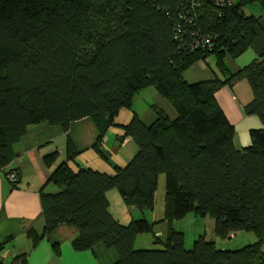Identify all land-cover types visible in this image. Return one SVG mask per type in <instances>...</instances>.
<instances>
[{
  "label": "trees",
  "instance_id": "obj_1",
  "mask_svg": "<svg viewBox=\"0 0 264 264\" xmlns=\"http://www.w3.org/2000/svg\"><path fill=\"white\" fill-rule=\"evenodd\" d=\"M264 0H0V168L15 157L13 146L30 125L48 123L65 133L71 122L91 118L101 150L103 136L133 97L153 87L175 118L151 105L154 119L132 112L119 125L136 152L109 173L72 168L78 151L67 135L65 160L51 172L54 192L39 193L43 233L60 223L77 229V250L98 243L113 248L114 264H264V128L249 131L238 148L235 128L215 93L245 79L251 98L243 106L264 124V50L230 72L225 59L245 52L257 34L260 15L248 13ZM215 58L214 78L188 82L184 72ZM58 152L43 157L47 166ZM13 172L15 181L17 173ZM165 176L162 218L150 221L155 191ZM116 190L127 208L142 215L120 222L109 210ZM192 213L214 221L221 239L253 232L256 240L236 249L218 248L205 234L186 249L184 233L172 225ZM167 232L155 231L163 224ZM152 233L157 248H136L138 234ZM28 236L36 241L34 230ZM26 264L24 257L16 258Z\"/></svg>",
  "mask_w": 264,
  "mask_h": 264
},
{
  "label": "crops",
  "instance_id": "obj_2",
  "mask_svg": "<svg viewBox=\"0 0 264 264\" xmlns=\"http://www.w3.org/2000/svg\"><path fill=\"white\" fill-rule=\"evenodd\" d=\"M262 50H264V13L261 14L257 34L252 45L238 57H227L225 59L230 72L234 73L247 66L258 58ZM215 74L222 79L224 78L219 71H216ZM194 79H199V76L195 74ZM248 86L245 79H240L234 81L231 85H223L215 93L219 106L235 128L234 143L238 148L245 147L249 144L250 129L264 128V124L261 123L258 117L255 115H246L243 111L244 104L251 98V91ZM240 92L244 95L239 94ZM153 94L154 101H151L150 105H154L164 111L169 118H175L176 113L169 102L158 94L155 89ZM132 109L133 111L128 113L130 116H132V112L140 116L133 107ZM149 110L150 112L152 111V113H148V118L151 122L154 119L153 108ZM141 119L143 120L142 117ZM116 123L117 125L113 126H117L119 130H115L113 144H117V147L120 149H125L133 140L130 137H125L124 139L118 138V135L122 133L119 125H123L124 123H121L118 116ZM108 130L103 136L100 146L102 150L107 151L106 158L102 157L101 150L93 146L98 136V129L94 121L89 117L71 122L67 133L60 126L50 125L45 122L30 125L25 135L14 144L15 157L7 166L0 168V264H11L16 258L20 257L26 259V264L115 263L117 259L115 250L105 246L103 243H98L91 249L75 250L71 242L77 235V229L72 225L60 223L46 233H43L44 222L41 216L39 198L42 187H44L45 191L49 192L56 190L54 185L49 183L48 180L56 166L65 160L67 135L79 152L75 161L69 162L72 168H75V162H79L86 155V152H91L89 155L92 156V167L97 170L112 173L115 165L111 168L108 163L109 157L111 156ZM136 149L135 146H130L125 157L130 156L128 158L124 157L126 160L121 157L116 164L122 165L124 160L128 161L136 152ZM54 151L58 152V158L51 166H47L43 157ZM85 162L88 161L85 160L83 163ZM9 170H14L17 173L18 178L14 184L12 181H9L7 174ZM112 192L113 190L107 192L109 210L120 222H129L133 213L135 214L139 210L128 208V216L124 217V219L125 221L129 220L124 222L111 210L110 196L114 199L117 198ZM146 213H149L150 216H147ZM146 213L144 214L150 221L160 219L157 218L155 210ZM139 214L140 217L142 213L139 212ZM30 230H34L38 236L34 242L28 236Z\"/></svg>",
  "mask_w": 264,
  "mask_h": 264
},
{
  "label": "rangeland",
  "instance_id": "obj_3",
  "mask_svg": "<svg viewBox=\"0 0 264 264\" xmlns=\"http://www.w3.org/2000/svg\"><path fill=\"white\" fill-rule=\"evenodd\" d=\"M246 11L248 13H253L254 15H260L261 9L258 5L255 7L248 6L246 8ZM213 70L216 71L215 66V58L213 55H210L207 57L206 60L198 61L195 64H193L190 68H188L184 72V79L188 82H195L197 80H206L214 78ZM195 74L199 76V79H194ZM246 81V80H245ZM247 82V81H246ZM249 87V86H248ZM145 89V88H144ZM154 91L153 87H148V89L141 90L133 97L132 101V107L140 114V116L143 118L145 122H150V119L148 118V113L150 112L149 109H152L150 106L151 101H154L152 95ZM239 94L244 95L242 92ZM158 95V94H156ZM130 108H123L119 111L118 117L119 120H121V123H128L131 120V116L128 114L130 111H133V109ZM117 118V117H116ZM116 121V119H115ZM115 130H119V128L116 126H110L109 127V149L111 150V156L109 157V167H113V165H116V162L123 157V159L128 158L125 157V154L129 151L130 146L136 147V144L134 141L131 142V144H128L127 147L124 149H120L117 147V144H113V141L115 139ZM122 132V130H121ZM250 139V136H249ZM108 146V145H107ZM137 148V147H136ZM91 152H86L79 162H75V168L84 166V167H92L91 165V158L92 156L89 155ZM98 154V153H97ZM99 155V154H98ZM125 157V158H124ZM102 158V157H101ZM122 159V160H123ZM130 159V158H129ZM88 161L83 163L84 161ZM126 160V159H125ZM123 161L122 166L126 164L127 161ZM93 168V167H92ZM164 185H165V176L164 174H160L158 177V186L155 191V212L157 213V218H162L163 216V205H164ZM116 195V199L112 198L110 196V202H111V210L114 212L116 216H118L121 220L125 221L124 217L128 216V208L123 204L121 201L120 195L116 190H113V192ZM119 195V196H118ZM123 211V212H122ZM147 216H150L149 213H146ZM130 215V214H129ZM139 212L133 213L134 218L139 217ZM172 226L178 230L184 233L185 237V247L186 249H190L192 247V241L198 237V235L205 234V238L208 241H215V244H217L218 248L224 247L228 249H236L243 247L247 244L254 243L256 240L255 234L253 232H237L235 235H232L230 238L221 239L218 238L214 234V221L209 216L207 217H198L195 216L192 213L187 214L185 217H183L180 220H175L172 222ZM166 226L163 225H156L155 231L159 232V234H162V239L165 237L167 232ZM161 232V233H160ZM159 245L153 243V236L152 233H142L138 234L135 242L136 248H157Z\"/></svg>",
  "mask_w": 264,
  "mask_h": 264
},
{
  "label": "built area",
  "instance_id": "obj_4",
  "mask_svg": "<svg viewBox=\"0 0 264 264\" xmlns=\"http://www.w3.org/2000/svg\"><path fill=\"white\" fill-rule=\"evenodd\" d=\"M221 1V0H220ZM8 178H9V180L10 181H13V180H15V174L13 173V172H10L9 174H8ZM11 264H24L21 260H17V259H15Z\"/></svg>",
  "mask_w": 264,
  "mask_h": 264
},
{
  "label": "water",
  "instance_id": "obj_5",
  "mask_svg": "<svg viewBox=\"0 0 264 264\" xmlns=\"http://www.w3.org/2000/svg\"><path fill=\"white\" fill-rule=\"evenodd\" d=\"M112 166H114V165L112 164Z\"/></svg>",
  "mask_w": 264,
  "mask_h": 264
},
{
  "label": "bare ground",
  "instance_id": "obj_6",
  "mask_svg": "<svg viewBox=\"0 0 264 264\" xmlns=\"http://www.w3.org/2000/svg\"><path fill=\"white\" fill-rule=\"evenodd\" d=\"M10 181V180H9ZM15 181V180H14Z\"/></svg>",
  "mask_w": 264,
  "mask_h": 264
}]
</instances>
